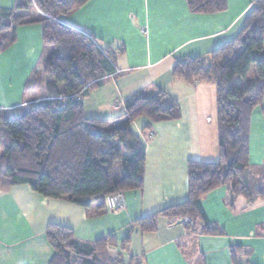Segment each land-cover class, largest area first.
Returning <instances> with one entry per match:
<instances>
[{"label":"crops","instance_id":"1","mask_svg":"<svg viewBox=\"0 0 264 264\" xmlns=\"http://www.w3.org/2000/svg\"><path fill=\"white\" fill-rule=\"evenodd\" d=\"M227 1L226 10L205 14L191 11L187 0H89L62 17L117 54L116 75L83 99L87 117H119L132 94L162 89L178 101L181 118L154 123L149 131L146 118L133 122L146 152L144 185L120 193V210L103 207L106 197L84 208L44 197L27 184L1 189L0 264H49L54 255L46 236L50 222L71 227L81 242L109 234L120 241L137 218L187 200L188 162L219 159L216 86L176 78L172 68L177 60L207 56L241 32L252 0ZM14 3L0 0V7ZM43 54L41 24L19 26L16 41L0 54V109L33 98L24 87ZM249 149L250 177L264 167V97L251 115ZM249 200L226 186L202 198L207 218L225 229L223 235L193 234L186 219L178 222L181 218L161 219L154 232L133 231L125 264L131 256L136 264H201L200 256L205 264H232L233 247L242 248L238 263L264 264V195Z\"/></svg>","mask_w":264,"mask_h":264},{"label":"trees","instance_id":"2","mask_svg":"<svg viewBox=\"0 0 264 264\" xmlns=\"http://www.w3.org/2000/svg\"><path fill=\"white\" fill-rule=\"evenodd\" d=\"M88 1L15 0L13 6L0 7V54L16 41L21 25L41 24L44 44L43 57L24 87L33 98L10 110L0 109V190L27 184L44 197L88 208L101 198L142 189L146 152L131 128L133 122L146 118L144 129L149 131L154 123L181 118L178 101L162 89L132 94L119 117L85 115V96L117 70L116 52L93 34L62 21ZM252 3L234 39L207 56L177 60L172 68L173 76L186 82L215 84L219 159L190 160L187 200L137 218L120 241L109 234L85 243L71 227L48 223L46 236L54 250L49 264H125L131 233L157 231L161 219L184 218L193 234L223 235L225 229L205 214L201 203L205 195L223 186L249 201L264 195V167L259 175L247 174L251 115L264 97V0ZM187 4L193 12L212 14L226 10L228 1ZM251 69L254 76L247 78ZM118 161L120 179L114 171ZM110 249H115L114 255ZM241 249H230L232 264H240L236 256ZM129 264H136L134 257Z\"/></svg>","mask_w":264,"mask_h":264},{"label":"built area","instance_id":"3","mask_svg":"<svg viewBox=\"0 0 264 264\" xmlns=\"http://www.w3.org/2000/svg\"><path fill=\"white\" fill-rule=\"evenodd\" d=\"M115 107H118V104ZM119 196L120 193L106 197L105 205L110 211L120 210L123 207L122 202L118 199Z\"/></svg>","mask_w":264,"mask_h":264},{"label":"rangeland","instance_id":"4","mask_svg":"<svg viewBox=\"0 0 264 264\" xmlns=\"http://www.w3.org/2000/svg\"><path fill=\"white\" fill-rule=\"evenodd\" d=\"M253 76H254V69H251L247 78H252ZM115 106H117V104ZM0 151L2 152V150ZM114 171H115V177L117 179H120V173L122 172V161H118L115 164ZM110 250H111V253L114 255L115 249H110Z\"/></svg>","mask_w":264,"mask_h":264},{"label":"water","instance_id":"5","mask_svg":"<svg viewBox=\"0 0 264 264\" xmlns=\"http://www.w3.org/2000/svg\"><path fill=\"white\" fill-rule=\"evenodd\" d=\"M184 220V218H181L180 220H178V222H181V221H183Z\"/></svg>","mask_w":264,"mask_h":264}]
</instances>
